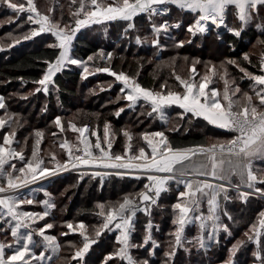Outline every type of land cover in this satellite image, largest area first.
I'll return each mask as SVG.
<instances>
[{"label":"snow or ice","instance_id":"snow-or-ice-1","mask_svg":"<svg viewBox=\"0 0 264 264\" xmlns=\"http://www.w3.org/2000/svg\"><path fill=\"white\" fill-rule=\"evenodd\" d=\"M0 4L16 13H27V21L38 27L33 28L30 34L23 39H31L42 33L54 35L56 43L49 45L58 50V55L53 60L45 61L46 70L42 77L36 81V92L47 93L49 86L55 84L54 77L62 72L69 64L79 65L83 69V79L94 73H109L122 83L120 91L124 99L129 102V107H135L139 102H147L152 113L159 112L164 118V109L173 105L179 106L184 113H191L195 117H203L209 124L234 133L231 139L217 140L204 145L189 147L174 146L163 131L144 132L140 139L144 146L134 147L133 135L123 131L125 146L122 154H113V136L110 134L111 125L108 122L103 126V137L99 130L91 131L87 125L78 127L69 122L67 127L74 133H78L76 145L71 144L67 138L59 143V148L66 154V159L61 161L55 152H50L49 163L41 154V144L44 139L42 131L35 132V142L32 146L30 158L25 157L24 149L19 151L14 144L16 141L17 128L20 126L19 118L14 113L7 111L4 96H0V131H4L0 138V234L5 236L0 240V264H39L45 259L51 260V256H45L49 249L53 255H58L61 244L55 235L46 234L47 230L53 229L54 224L45 222L42 227H36L38 221H44L50 212L56 208L49 199L42 201V212H30L22 210V205H31L32 199H27L22 193L30 184L38 180H46L56 177L60 172L93 169H112L115 175H136L137 179L146 177L148 183L144 184L143 190L135 194H127L122 201L116 203H99L96 215L102 218L98 226H94L89 232L88 226L80 221L74 227L73 223L67 222L66 227L73 233L78 232L82 238V246L75 248L72 260L77 264H85L84 258L93 245L97 244L105 231L113 229L119 231L116 237L119 247L104 257L103 264H116L117 261L126 264H148L147 260H138L132 255L133 249H139L151 244L150 255H155V250L160 247L153 238V223L151 219L144 225V235L141 244L132 242L136 232V217L138 212H143L151 217L152 208L159 206L158 201L162 193L170 191V183L182 185L184 190L179 191L177 202L171 205L172 224L174 231L169 235V250L164 253L168 264L175 258L177 250L186 244H193L198 249L205 251L213 243H219V233L224 231L231 235L229 226L222 221V215L232 220V215L224 207L233 197L229 192L235 193V199L247 204L250 197L264 199V167L257 166V162H264V55L259 63V71L262 74L249 72L235 59L222 62L218 71L217 66L206 65L205 72L200 75L196 71L194 62L189 69L190 76L185 79L176 75L175 79L183 87V92L168 90L154 91L143 87L136 79L123 71L116 72L110 66L94 67L89 69V62L94 59H106L109 62L113 53L105 54L101 50L96 55H90L87 60L72 58L73 41L76 34L84 27L104 22L123 21L127 23L125 33L130 29H136V18L146 17L150 24V31L154 37L151 40L153 46L160 45V36L164 34L171 37L170 29H179L180 22L170 23L168 19L156 23V18L168 16L173 7L181 13H189L192 21L187 25V32L192 36L197 34L207 35L210 30L216 32L220 39V30H226L235 37H240L246 27L256 20L261 23L256 27H264V0H71L76 6L70 11L71 22L62 23L53 16L54 9L49 8L47 13H42L35 0H26L25 3H14L12 0H0ZM234 10V15L240 22L241 27H230L226 20L229 10ZM137 43L142 38L135 37ZM143 39H148L144 37ZM19 39L14 43H19ZM190 42V41H189ZM264 44V41H261ZM184 41H179L175 47H183ZM3 50V48H0ZM185 60L187 58L185 57ZM243 60L251 63L248 53L243 55ZM227 65H235L244 77L250 80L253 94L243 92L241 88L228 77ZM218 77L224 82L221 91L216 87L209 88L213 78ZM166 87V85L161 86ZM255 96V100H254ZM119 99V97L117 98ZM123 108L115 113L119 116ZM152 113H149L151 115ZM54 123L60 132L65 131V125L61 118L56 117ZM89 133V135H85ZM53 136L56 133H52ZM91 137H95L93 143ZM27 139L25 140V145ZM147 149V150H146ZM23 166L17 168L16 163ZM49 164L53 166H49ZM113 173L107 171H93L92 176L105 177ZM88 175L87 171L81 172V179ZM33 191H36L35 189ZM206 203L207 213L202 208ZM196 223L198 233L191 240L185 236L188 225ZM10 234L12 240L7 241ZM68 232L61 233L67 236ZM246 239L237 240L230 250V257L225 264H235L233 257L241 247L248 243L255 245L253 256L257 264H264V210L258 213V219L252 223L244 233ZM34 237H39L36 239ZM43 248L37 256L36 248ZM11 254L6 256V250ZM188 250V249H185Z\"/></svg>","mask_w":264,"mask_h":264},{"label":"trees","instance_id":"trees-1","mask_svg":"<svg viewBox=\"0 0 264 264\" xmlns=\"http://www.w3.org/2000/svg\"><path fill=\"white\" fill-rule=\"evenodd\" d=\"M12 2L26 4V0H12ZM35 3L42 13H47L49 8H53V16L56 19H60L62 14V23L71 22L70 11H74L76 7L71 4V0H35ZM27 15V13H16L0 4V48H3L0 50V93L6 95L7 111L15 113L19 118L20 126L17 128L15 138L19 143L13 146L18 151L23 148L26 159L30 158L35 132L42 131L44 139L41 144V154L45 157L46 164L49 163L50 152H55L59 160H65L66 154L59 148V143L65 138L73 145L78 143V133L72 132L67 127L69 122L75 123L78 127L87 125L90 132L99 130L101 137H103L104 123H110L113 154H122L124 151V130L133 135L134 147L144 146V142L140 139L144 132L163 131L174 146L180 147L207 145L214 139L231 138L232 135L227 130L209 124L202 117H195L191 113L185 114L184 110L176 105L164 109V118H161L159 112L152 113L150 105L144 101L139 102L135 107H129V102L124 99V94L120 91L123 87L121 82L116 81L109 73L103 72L88 75L87 79H83V69L79 65H67L54 77L55 84L49 86L47 93L36 92L38 85L34 81L42 77L47 67L45 61L53 60L58 55V50L49 47L56 43L54 35L50 33L23 39V36L30 34L33 28L37 27L27 21ZM261 16L264 17V11L261 12ZM165 19L170 23L183 22L179 29L169 30L170 36L175 39L161 34L162 47L152 45L151 40L154 37L150 31V24L147 18L142 16L136 18V29H130L127 33L124 31L127 23L123 21L104 22L82 28L73 41L72 58L87 60L90 55L98 56L101 50L105 54L111 52L113 58L110 62L98 58L89 62L90 71H93L94 67L110 66L116 72L123 71L136 77L143 87L165 93L168 90L182 93L183 87L175 76L180 75L187 79L190 76L191 65L197 61L196 71L200 74L196 77L197 81L204 74L206 65L214 64L218 71L222 72L220 66L228 59H235L249 72L262 74L259 71V63L264 55V44L261 43L264 41V27H256V24L262 22L261 20H256L246 27L240 37H235L222 29L221 38L217 39L216 32L211 30L207 35L192 36L188 33L186 29L192 21V16L189 13H181L175 7L168 16L156 18V23L159 24ZM226 23L230 27H241L232 9L229 10ZM137 35L142 38L141 43H137L135 39ZM144 37L148 39H143ZM16 39L20 42L14 43ZM181 40L184 41L183 47H175V44ZM245 53H248L251 63L243 60ZM225 67L228 71L230 87H232L231 81L234 80L241 88L237 98L243 92L253 94L252 82L245 78L235 65L225 64ZM162 85L166 87L162 88ZM211 87L222 91L224 82L214 77L213 83L209 85V88ZM121 108L124 111L116 116L115 113ZM1 111L4 110H0V115ZM56 117H60L62 124L65 125L63 133L54 123ZM7 130L6 128L4 131ZM52 133L56 135L53 136ZM91 140L94 142L95 137H91ZM12 163H16L17 168L23 166L21 162L12 161ZM257 166L264 167V162H257ZM91 173L88 172L83 179L79 171L64 173L24 194V197L34 201L31 205H22L24 211L42 212L44 210L42 201L49 199L45 193H49L52 202L56 204L50 215L44 221H38L36 227H42L45 222L53 223L54 228L47 230L46 234L57 236L61 250L58 255H53L49 249L45 252V256H51L52 259L50 261L45 259L39 264H77L71 259L75 251L72 246H82V238L78 232L73 233L66 227L67 222L73 223L75 227L83 221L91 232L94 226L102 222V218L96 215L97 204L122 201L125 195L142 191L144 184L148 183L146 177L137 179L136 175L117 176L114 174L115 171L105 177H94ZM169 187L170 191L161 194L159 206L152 208L151 217L143 212L137 213L136 232L133 234L132 242L142 243L144 225L151 219L153 238L160 245L155 250V255H150L151 244L132 250V255L136 259L147 260L148 264H168L164 253L169 250V241L172 239L169 233L174 231L171 205L177 202L178 192L184 190L182 185L178 186L174 182H171ZM34 189L36 191H33ZM229 195L233 199L224 204V207L233 219L229 220L222 215V221L229 226L231 235L221 231L218 237L219 243H213L206 251L198 249L193 244H186L177 250L171 264H225L230 257L232 246L237 240L246 239L244 233L257 221L258 213L264 210V199L250 197L249 202L245 204L235 199L234 192L230 191ZM202 208L206 214V203ZM63 232L69 234L62 236ZM197 233L196 223L188 225L185 229V236L189 240ZM118 235L119 231L115 229L105 231L85 256V264H103L104 257L119 247L116 240ZM0 238L4 240L5 236L0 234ZM6 239L11 242L10 234ZM34 251L39 256L43 248H36ZM254 251L255 245L252 243L241 247L233 257L235 264H257L253 256ZM10 254L11 250H6V256ZM116 264H126V262L117 261Z\"/></svg>","mask_w":264,"mask_h":264},{"label":"rangeland","instance_id":"rangeland-1","mask_svg":"<svg viewBox=\"0 0 264 264\" xmlns=\"http://www.w3.org/2000/svg\"><path fill=\"white\" fill-rule=\"evenodd\" d=\"M232 17V16H231ZM230 20H231V18H230ZM93 25V24H92ZM88 26H90V25H88ZM38 27V26H37ZM82 30V29H81ZM81 30L79 31V32H81ZM84 30V29H83ZM78 32V33H79ZM77 33V34H78ZM76 34V35H77ZM123 86V85H122ZM0 96H4V98H5V103H6V95L5 94H3V93H0ZM4 114V112L3 111H1V115H3ZM15 114V113H14ZM1 134V133H0ZM3 134H4V132H2V134L0 135V138H2V136H3ZM79 135V134H78ZM85 135H89V133H85ZM218 139H214V140H212L211 142L213 143V142H216ZM95 142V141H94ZM93 142V143H94ZM51 166H53V165H51ZM77 171H79V172H82V171H87V172H89V173H91V172H93V171H107V172H111L112 173V171H115V170H112V169H93V168H87V169H81V170H73V169H69L68 171H66L65 173H70V172H77ZM64 174V173H63ZM60 175H62V174H60ZM57 176H59V175H57ZM44 185V184H43ZM43 185H39V186H43ZM32 186V185H31ZM35 187H37V186H32V187H28L26 190V192L24 193V194H26L27 192H29V191H31V189H33V188H35ZM23 194V195H24ZM31 212H39V211H31ZM247 230V229H246ZM245 230V231H246ZM119 236V235H118ZM0 240H2L1 238H0Z\"/></svg>","mask_w":264,"mask_h":264},{"label":"water","instance_id":"water-1","mask_svg":"<svg viewBox=\"0 0 264 264\" xmlns=\"http://www.w3.org/2000/svg\"><path fill=\"white\" fill-rule=\"evenodd\" d=\"M54 177H51V178H49V179H46V180H43V181H38V182H36V183H34V184H32V186L34 187V186H39V185H45V183H47V182H49L51 179H53ZM32 186H30V187H32Z\"/></svg>","mask_w":264,"mask_h":264},{"label":"built area","instance_id":"built-area-1","mask_svg":"<svg viewBox=\"0 0 264 264\" xmlns=\"http://www.w3.org/2000/svg\"><path fill=\"white\" fill-rule=\"evenodd\" d=\"M231 135L233 136L234 135V133H231ZM232 136H231V138H232ZM230 138V139H231ZM66 171H63V172H60L58 175H60V174H63V173H65ZM38 181H43V180H38ZM37 181V182H38ZM46 184V183H45ZM32 184H30L29 186H31ZM27 189V188H26ZM26 189H22L21 191H22V193L24 194L27 190Z\"/></svg>","mask_w":264,"mask_h":264},{"label":"crops","instance_id":"crops-1","mask_svg":"<svg viewBox=\"0 0 264 264\" xmlns=\"http://www.w3.org/2000/svg\"><path fill=\"white\" fill-rule=\"evenodd\" d=\"M203 118V117H202ZM215 126V125H214ZM217 127V126H216Z\"/></svg>","mask_w":264,"mask_h":264}]
</instances>
